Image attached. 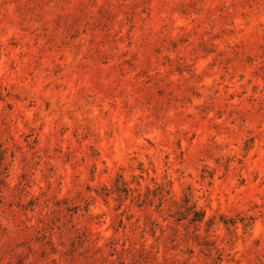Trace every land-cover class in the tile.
I'll return each instance as SVG.
<instances>
[{
  "label": "rangeland",
  "instance_id": "374dc122",
  "mask_svg": "<svg viewBox=\"0 0 264 264\" xmlns=\"http://www.w3.org/2000/svg\"><path fill=\"white\" fill-rule=\"evenodd\" d=\"M0 264H264V1L0 0Z\"/></svg>",
  "mask_w": 264,
  "mask_h": 264
},
{
  "label": "trees",
  "instance_id": "16d2710c",
  "mask_svg": "<svg viewBox=\"0 0 264 264\" xmlns=\"http://www.w3.org/2000/svg\"><path fill=\"white\" fill-rule=\"evenodd\" d=\"M259 1H264V0H259ZM191 5H194V4H191ZM226 8H230V5H227ZM180 12L186 15L188 10L184 9ZM197 12H200V10H197ZM190 199H191L190 195H187L185 197V204L187 203V206H188L187 209L188 210L191 209L190 211H192L195 207H189ZM192 212H193L192 214L194 215L193 217H191L192 223H203L205 221V213H203L201 211H192Z\"/></svg>",
  "mask_w": 264,
  "mask_h": 264
}]
</instances>
